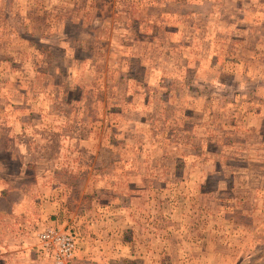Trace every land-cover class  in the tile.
I'll list each match as a JSON object with an SVG mask.
<instances>
[{
    "label": "rangeland",
    "instance_id": "1",
    "mask_svg": "<svg viewBox=\"0 0 264 264\" xmlns=\"http://www.w3.org/2000/svg\"><path fill=\"white\" fill-rule=\"evenodd\" d=\"M0 189V264H264V0H0Z\"/></svg>",
    "mask_w": 264,
    "mask_h": 264
},
{
    "label": "built area",
    "instance_id": "2",
    "mask_svg": "<svg viewBox=\"0 0 264 264\" xmlns=\"http://www.w3.org/2000/svg\"><path fill=\"white\" fill-rule=\"evenodd\" d=\"M38 251L51 264H73L77 240L75 235L55 226L45 227L37 234Z\"/></svg>",
    "mask_w": 264,
    "mask_h": 264
},
{
    "label": "crops",
    "instance_id": "3",
    "mask_svg": "<svg viewBox=\"0 0 264 264\" xmlns=\"http://www.w3.org/2000/svg\"><path fill=\"white\" fill-rule=\"evenodd\" d=\"M6 190L4 191V189H0V196L3 194V192H5V194H8V196H9L10 193H11V191L8 190V189H6ZM0 200H2V199H0ZM10 203H11L10 204L11 205L10 207L14 208L13 207L14 204L12 202H10ZM38 203L41 205L40 208H42L43 207L42 206V203H40V202H38ZM33 204L37 205L36 203H33ZM15 209L16 210H14V211L12 210L10 212L11 213H15L17 216H19V215L22 216V218H27L28 215H26V214L23 213V212H27V209H25V211L24 210H21V208H15ZM22 220H25V219H22ZM6 233H7L8 240H10L11 237H14V236L17 235V233H11L10 230H8V229L6 230ZM36 241L38 243V239L37 238H36ZM23 245H24V243L22 242V240L13 241V242H10V243H6L4 241V244L2 246V251H4L5 253L8 254L7 257H10L9 253H20L22 256H24V258H27L28 257L27 260H29V259H31V256H30L29 253H34V251L31 248L23 247ZM36 251L39 254L38 247H37V250ZM77 257H79V256L76 254V260H77ZM78 259H80V258H78ZM28 263H29V261H26V262H23V263H19V264H28Z\"/></svg>",
    "mask_w": 264,
    "mask_h": 264
}]
</instances>
